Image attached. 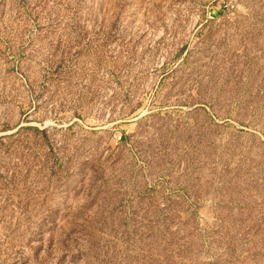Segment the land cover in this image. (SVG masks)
Instances as JSON below:
<instances>
[{
  "label": "rangeland",
  "instance_id": "1",
  "mask_svg": "<svg viewBox=\"0 0 264 264\" xmlns=\"http://www.w3.org/2000/svg\"><path fill=\"white\" fill-rule=\"evenodd\" d=\"M0 264H264V0H0Z\"/></svg>",
  "mask_w": 264,
  "mask_h": 264
}]
</instances>
